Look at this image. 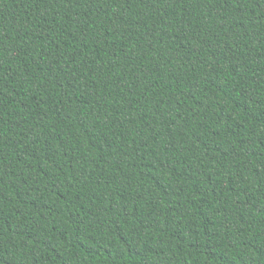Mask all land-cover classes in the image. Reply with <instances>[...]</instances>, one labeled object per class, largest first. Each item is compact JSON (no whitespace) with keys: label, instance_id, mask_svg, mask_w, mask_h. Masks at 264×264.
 Segmentation results:
<instances>
[{"label":"trees","instance_id":"trees-1","mask_svg":"<svg viewBox=\"0 0 264 264\" xmlns=\"http://www.w3.org/2000/svg\"><path fill=\"white\" fill-rule=\"evenodd\" d=\"M0 264H264V0H0Z\"/></svg>","mask_w":264,"mask_h":264}]
</instances>
